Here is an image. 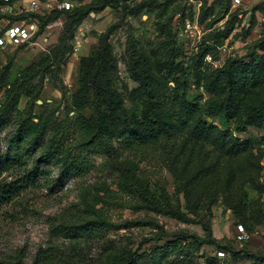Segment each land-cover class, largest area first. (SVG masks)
<instances>
[{
    "label": "rangeland",
    "instance_id": "rangeland-1",
    "mask_svg": "<svg viewBox=\"0 0 264 264\" xmlns=\"http://www.w3.org/2000/svg\"><path fill=\"white\" fill-rule=\"evenodd\" d=\"M237 1L113 0L74 29L62 58L67 13L0 54V107L17 85L21 117L47 130L37 148L19 141L16 113L0 124V183L21 188L0 205V264H264V126L233 130L264 99V0ZM28 9L19 0L0 18ZM103 43L108 105L80 84ZM184 88L198 104L231 95L229 127L182 105ZM137 106L157 130L127 142L118 111Z\"/></svg>",
    "mask_w": 264,
    "mask_h": 264
},
{
    "label": "trees",
    "instance_id": "trees-1",
    "mask_svg": "<svg viewBox=\"0 0 264 264\" xmlns=\"http://www.w3.org/2000/svg\"><path fill=\"white\" fill-rule=\"evenodd\" d=\"M19 0H11L6 2L4 0H0V8L2 6H9L14 2ZM175 1V0H169ZM113 3V0H92L91 3L82 6L80 8H74L72 11H53L51 13L46 14H36V13H26L25 15L19 17H13L12 14L2 15L0 19L5 18L7 19V23L10 26L11 24L26 21L32 22L34 20L39 22V27L46 25L48 22L55 20L59 14L67 13L69 14V21L66 27V30L63 32L61 36V46L59 50H57L56 54L57 57L62 58L64 54L68 51L67 49V41L70 36L73 34L74 29L78 27L82 22L87 18V16L91 13V11L97 12L100 9L105 8L108 4ZM12 13V12H10ZM30 18V21L27 20ZM3 34V32L1 33ZM179 57L180 55H176ZM58 60V58H56ZM112 63L109 56L108 46L107 44L103 43L99 49L93 54L91 59H89L88 64L86 66V73L83 76V79L80 80L81 90L85 93L92 92L95 96V100L101 105H108V94L105 92L107 90V86L111 83V70ZM3 85H8L7 81L3 82ZM21 85V84H20ZM106 86V88H105ZM177 94L180 97V101L182 105L190 108H197L202 115L207 118L212 119L213 122H218L223 127H229L231 124V119L233 117V112L237 108V101L229 95L228 97H213L207 100L203 104H198L196 98L193 96L191 97L187 89H177ZM150 95V94H149ZM20 96V89L19 86H15L13 84L12 88L7 92V99L0 107V124L3 123L8 117H11L14 113L16 115L14 118L17 119L16 130H17V137L19 141L22 140H29L33 139L37 148H43L45 145V137L47 130L41 124L37 125L33 123L31 120L21 117L20 110L17 109V105L19 102ZM152 98H150V102ZM199 106V107H198ZM151 119L154 117V110L151 105L147 108L146 112ZM118 115L121 118L124 129H123V136L127 142L134 141L140 135L144 137H149L147 134L157 130L154 127L147 126V120L144 118L142 108L137 106L131 111V114H126L123 111H118ZM135 116V117H134ZM248 126H254L258 129H261L264 126V99L250 112L248 113L245 118L241 121H234L233 130L240 134L246 131ZM158 132V131H157ZM221 137L223 139H229L230 143L234 146L237 145L238 138L233 136L232 134L227 135L224 130L219 131ZM53 145L51 146V148ZM51 154H54V151H49ZM2 168L1 174L9 171V167H13L15 164H8ZM73 168L75 170L80 169L81 164H73ZM19 186H15V184L2 182L0 183V205L8 204L12 201V199L19 193L20 191ZM174 218H177L182 221H189L183 220L185 218H180L182 216L174 215ZM245 223V222H244ZM243 223V224H244ZM242 224V225H243ZM246 226V225H245ZM247 228V227H246ZM206 231L211 233L210 226H205ZM196 242H205L207 239H203L198 235L194 236ZM105 264H138L137 258L130 257L124 261L118 262H106ZM176 264V263H170Z\"/></svg>",
    "mask_w": 264,
    "mask_h": 264
},
{
    "label": "built area",
    "instance_id": "built-area-1",
    "mask_svg": "<svg viewBox=\"0 0 264 264\" xmlns=\"http://www.w3.org/2000/svg\"><path fill=\"white\" fill-rule=\"evenodd\" d=\"M9 2L11 0H4ZM240 3V0L237 1ZM28 12L36 14H46L53 11H69L73 8L71 0H28ZM12 11V9H11ZM39 22L34 20L32 22H18L0 25V54L8 47L16 44L29 42L31 38L37 33ZM3 32V34H1ZM247 237L246 230L243 225H239L238 239L245 240ZM221 256L225 253L220 252Z\"/></svg>",
    "mask_w": 264,
    "mask_h": 264
}]
</instances>
